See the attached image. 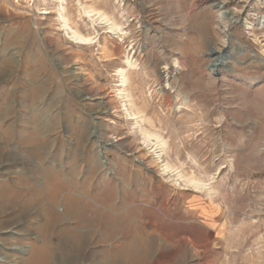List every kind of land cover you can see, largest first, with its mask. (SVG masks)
Instances as JSON below:
<instances>
[{"label": "rangeland", "instance_id": "obj_1", "mask_svg": "<svg viewBox=\"0 0 264 264\" xmlns=\"http://www.w3.org/2000/svg\"><path fill=\"white\" fill-rule=\"evenodd\" d=\"M262 20L264 0H0V264H121L128 245L264 264ZM129 208L130 232L101 220Z\"/></svg>", "mask_w": 264, "mask_h": 264}, {"label": "bare ground", "instance_id": "obj_2", "mask_svg": "<svg viewBox=\"0 0 264 264\" xmlns=\"http://www.w3.org/2000/svg\"><path fill=\"white\" fill-rule=\"evenodd\" d=\"M217 7L220 9L219 10V16L223 18L225 21L224 28L228 26L233 20L236 19L235 15L228 12L227 10L224 9L223 3H218ZM102 23H105L107 26V32L111 33L113 36H118L119 34H123L121 28L116 25L113 21H111L107 16H100ZM57 25L58 29L62 30L66 37L71 41L72 43L75 44H91L92 40L88 36H84L82 34H79L76 30H74L68 23V19L61 13L59 12L57 14ZM261 22H264L262 20ZM127 66L131 67L132 63L130 60L126 61ZM125 70L123 68H118L116 74L120 76V83L116 84V86L120 87L116 89V96L118 98H126L128 95H126V92L124 91V86L126 83V78H125ZM122 87V88H121ZM123 101H126L123 100ZM122 108L124 110H127L126 108V103L124 102L122 104ZM136 119V118H135ZM157 146V145H156ZM159 156V155H158ZM192 184L199 188L200 184L195 183V181H191ZM202 188V187H200ZM136 208V207H135ZM136 210L134 208H129L127 209L126 212L122 213L119 217H117L115 220L113 218H109L107 215H101L100 217L102 218L101 220L108 222L109 224H112L113 222H117V220L122 219L124 222L123 225H119L116 230L120 232L125 231L128 232L129 229H132V222L135 218ZM141 219V218H140ZM115 231V230H114ZM130 232V231H129ZM50 251L46 250H38L33 254L31 259H29L27 264H49V259H50ZM148 251L146 248H133L131 246H124L122 249H117L116 251V256L118 257L117 260L121 262V264H142L144 261L145 256L147 255Z\"/></svg>", "mask_w": 264, "mask_h": 264}, {"label": "water", "instance_id": "obj_3", "mask_svg": "<svg viewBox=\"0 0 264 264\" xmlns=\"http://www.w3.org/2000/svg\"><path fill=\"white\" fill-rule=\"evenodd\" d=\"M214 66V64H212V67Z\"/></svg>", "mask_w": 264, "mask_h": 264}]
</instances>
